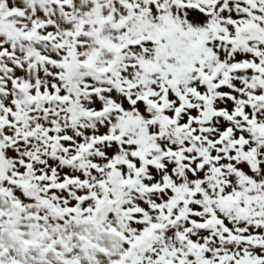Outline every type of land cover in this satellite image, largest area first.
Listing matches in <instances>:
<instances>
[{
  "label": "snow or ice",
  "instance_id": "obj_1",
  "mask_svg": "<svg viewBox=\"0 0 264 264\" xmlns=\"http://www.w3.org/2000/svg\"><path fill=\"white\" fill-rule=\"evenodd\" d=\"M0 264H264V0H0Z\"/></svg>",
  "mask_w": 264,
  "mask_h": 264
}]
</instances>
